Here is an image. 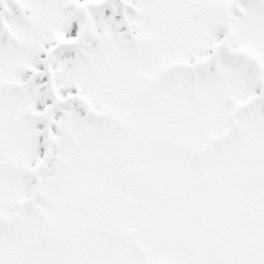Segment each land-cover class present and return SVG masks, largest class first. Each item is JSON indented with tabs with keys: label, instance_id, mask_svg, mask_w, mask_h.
<instances>
[{
	"label": "snow or ice",
	"instance_id": "1",
	"mask_svg": "<svg viewBox=\"0 0 264 264\" xmlns=\"http://www.w3.org/2000/svg\"><path fill=\"white\" fill-rule=\"evenodd\" d=\"M0 264H264V0H0Z\"/></svg>",
	"mask_w": 264,
	"mask_h": 264
}]
</instances>
